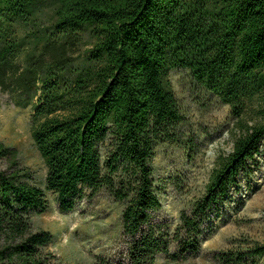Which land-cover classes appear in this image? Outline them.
<instances>
[{"label": "trees", "instance_id": "16d2710c", "mask_svg": "<svg viewBox=\"0 0 264 264\" xmlns=\"http://www.w3.org/2000/svg\"><path fill=\"white\" fill-rule=\"evenodd\" d=\"M174 70L189 71L236 124L232 153L171 229L158 220L152 163L158 146L179 144L186 120ZM0 89L34 109L32 138L47 168L44 190L0 143V161L10 162L0 171V264H51L43 249L53 236L32 222L48 210L45 191L63 214L103 190L125 204L127 251L97 264H157L173 245L175 259L194 257L205 223L264 147V0H0ZM216 259L248 264L264 259V244Z\"/></svg>", "mask_w": 264, "mask_h": 264}, {"label": "rangeland", "instance_id": "374dc122", "mask_svg": "<svg viewBox=\"0 0 264 264\" xmlns=\"http://www.w3.org/2000/svg\"><path fill=\"white\" fill-rule=\"evenodd\" d=\"M29 33L26 28L20 31L21 36ZM29 48L27 45L25 50ZM168 79L186 120L180 127L179 144L158 146L152 165L154 190L163 205L158 220L175 229L181 212H189L204 195L218 158L232 153L236 120L230 107L196 83L189 71L174 70ZM33 114L32 107H17L11 95L0 89V143L17 151L20 168L30 172L32 183L45 190L47 168L32 138ZM247 118L257 116L251 111ZM9 169V161H0V171ZM45 192L48 210L34 215L32 222L35 231L53 236V242L43 249L52 256L51 264H97L125 255V204L115 202L103 190L93 200L84 199L74 212L63 214L57 196ZM202 237L198 255L175 259L177 247L173 245L168 253L158 256L157 264H221L216 259L218 253L264 244V147L248 162L228 198L211 214ZM248 264H264V259Z\"/></svg>", "mask_w": 264, "mask_h": 264}]
</instances>
